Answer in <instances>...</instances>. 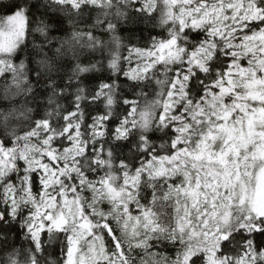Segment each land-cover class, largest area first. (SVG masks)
<instances>
[{"label": "snow or ice", "instance_id": "1", "mask_svg": "<svg viewBox=\"0 0 264 264\" xmlns=\"http://www.w3.org/2000/svg\"><path fill=\"white\" fill-rule=\"evenodd\" d=\"M0 264H264V0H0Z\"/></svg>", "mask_w": 264, "mask_h": 264}]
</instances>
